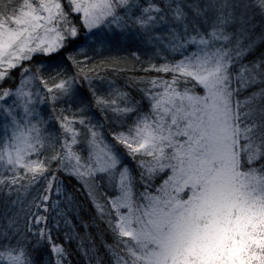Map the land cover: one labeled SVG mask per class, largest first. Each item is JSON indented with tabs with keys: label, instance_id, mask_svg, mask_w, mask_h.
<instances>
[{
	"label": "snow or ice",
	"instance_id": "6c2138e0",
	"mask_svg": "<svg viewBox=\"0 0 264 264\" xmlns=\"http://www.w3.org/2000/svg\"><path fill=\"white\" fill-rule=\"evenodd\" d=\"M62 224L85 264H264V0H0V264H73Z\"/></svg>",
	"mask_w": 264,
	"mask_h": 264
},
{
	"label": "trees",
	"instance_id": "16d2710c",
	"mask_svg": "<svg viewBox=\"0 0 264 264\" xmlns=\"http://www.w3.org/2000/svg\"><path fill=\"white\" fill-rule=\"evenodd\" d=\"M114 52V53H113ZM111 51L110 53H106L104 54V56H109V55H117V56H127L128 53H120V52H115V51ZM113 53V54H111ZM102 57L97 56L94 60L93 63H98L99 59H101ZM144 58V57H143ZM42 59L40 57H37V60ZM53 59L55 60H59V57H54ZM133 63H136L135 61H132L131 59H129V63H128V67H131ZM120 67H123V65H121ZM136 67H139V64L136 63ZM101 74L102 75H106L108 76L110 79H114L116 80L118 83H123L124 80L126 79L127 76L129 75H133V73L131 72H119V71H114L112 68H108L107 70L101 69ZM93 113V120H101V114L97 111V110H92L91 111ZM106 123V122H105ZM72 183H75V181L73 180ZM87 207V206H86ZM73 223L79 225V221L76 220L74 217L72 218ZM65 229L64 225H61V229L60 231L56 232L54 231V235H56L58 237V241L57 242H63L65 244V246L70 250L71 252V260L73 261V264H85V260L83 258L82 255H80V253L77 251V244H78V240H73L71 242L67 241L64 239L63 236V230ZM66 231V229H65ZM76 231H79L81 233V235H84L85 230L83 228L78 227L76 229ZM89 231H91L93 233V236L96 240V244L97 246L100 245V239L99 236L96 235V229H90ZM106 239L108 240L109 243L112 242V238L110 235L106 236ZM85 244H88V240L87 238L85 239ZM101 254H104V249L101 248Z\"/></svg>",
	"mask_w": 264,
	"mask_h": 264
},
{
	"label": "rangeland",
	"instance_id": "374dc122",
	"mask_svg": "<svg viewBox=\"0 0 264 264\" xmlns=\"http://www.w3.org/2000/svg\"><path fill=\"white\" fill-rule=\"evenodd\" d=\"M129 50H131V51H135L136 50V45L135 44H130L127 48H124V49H121V50H116V49H113L112 50V52L113 51H115V52H120V53H128L129 52ZM141 52L143 53V50H141ZM106 53H110V52H105L104 54H106ZM114 53V52H113ZM113 53H111V54H113ZM88 55L89 56H92L93 55V53L91 52V51H89L88 52ZM142 58H143V55H142ZM13 75H15V76H17V79H18V74L17 73H13ZM4 86H8V83H5V85ZM253 89H248V92H250V91H252ZM245 95H247V93L245 92V93H242V96H241V99H243L244 98V96ZM57 107H59V105L57 106ZM93 110H95V109H93ZM87 115H89V116H91V117H93V113L90 111L89 113H87ZM97 121H99V120H93V122L94 123H96ZM68 229L66 228V231H67ZM55 231V230H54ZM64 233V232H63ZM62 233V234H63Z\"/></svg>",
	"mask_w": 264,
	"mask_h": 264
}]
</instances>
